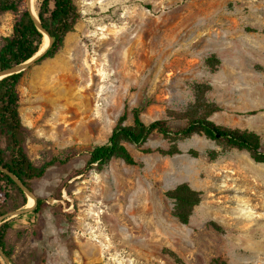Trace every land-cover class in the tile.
I'll return each instance as SVG.
<instances>
[{
  "label": "rangeland",
  "instance_id": "1",
  "mask_svg": "<svg viewBox=\"0 0 264 264\" xmlns=\"http://www.w3.org/2000/svg\"><path fill=\"white\" fill-rule=\"evenodd\" d=\"M74 3L81 17L63 47L30 65L17 88L34 162L105 143L122 115L132 124L133 108L142 109L144 123L166 120L173 131L207 116L255 133L264 150V0ZM13 19L0 15V35L10 33ZM211 56L218 62L208 63ZM195 87L217 107L211 114ZM171 137L153 133L141 145L126 144L134 164L114 158L99 173L70 178L83 166L79 157L49 168L31 183L34 197L60 204L68 220L56 222L49 208L10 218L12 260L264 264V164L203 135ZM172 147L179 153L160 152ZM181 183L201 198L187 224L172 216L165 196ZM58 190L62 201L53 199Z\"/></svg>",
  "mask_w": 264,
  "mask_h": 264
},
{
  "label": "trees",
  "instance_id": "2",
  "mask_svg": "<svg viewBox=\"0 0 264 264\" xmlns=\"http://www.w3.org/2000/svg\"><path fill=\"white\" fill-rule=\"evenodd\" d=\"M11 13L14 15L12 28L9 34L0 35V69L22 63L33 57L40 49L44 34L35 25L30 13L25 7V0H0V15ZM36 14L42 29L52 39L50 46L34 64L53 58L64 45L66 36L74 30L81 14L74 0H38ZM254 31V30H253ZM218 62L214 56L207 62ZM24 72L4 77L0 80V166L18 178L25 187L33 193L31 183L42 179L47 170L52 167L65 168L75 157H79L83 166L75 169L69 177H76L85 172L99 173L114 159L119 158L126 164H134V159L126 148V144L141 145L147 138L158 133L164 137L174 139L203 135L204 137L218 141L225 147L237 150H245L256 163L264 164V150L260 138L253 132L230 128L216 124L207 119V116L187 119V121L172 130L166 120H154L144 123L140 114L141 108L131 110L133 122L125 125L122 115L117 124L111 130L107 141L96 145L83 153H70L63 158L50 156L36 163L28 155L27 139L28 128L22 123L20 114V102L17 88L21 83ZM196 100L200 105L206 106L207 115L215 108L204 103L200 97V90L195 87ZM146 152H149L147 149ZM168 155L179 153L176 147L168 151L160 150ZM192 156H198V152L190 150ZM165 196L172 201L171 214L181 224H187L195 206L200 202V193L192 189L187 183H181L165 192ZM53 199L62 201L60 190ZM34 208L29 214L40 215L49 208L56 217V222L61 219L68 220L69 214L63 212L62 206L49 205L45 200L36 197ZM27 204V195L6 173L0 170V216L23 208ZM8 220L0 224V249L12 260V250L9 246ZM20 237L23 232L16 233ZM0 264H6L0 256ZM12 264H17L12 260ZM212 264H227L225 261L215 258Z\"/></svg>",
  "mask_w": 264,
  "mask_h": 264
},
{
  "label": "water",
  "instance_id": "3",
  "mask_svg": "<svg viewBox=\"0 0 264 264\" xmlns=\"http://www.w3.org/2000/svg\"><path fill=\"white\" fill-rule=\"evenodd\" d=\"M25 5H26V9L30 13L35 25L42 31V33L44 35H46L48 37L49 43H48V46L46 47V49H44L40 53H38L39 52L38 51L33 57H31L27 61L19 63V64H16V65H13V66L5 68V69H0V80L3 79L4 77H7V76H10V75H13V74H17V73H21L23 71H26L29 68L30 65L34 64L35 61L39 57L42 56V54L47 50V48L50 46V44L52 42V39L48 36L46 31L41 28L39 20H38V17H37V14H36L35 17L31 14V12H30V0H25ZM0 170L2 172H4V173L8 174L16 182V184L24 191V193L27 195V197H31V198L34 199V205L32 207H24L22 209H17V210H14V211H11V212H8V213H5V214L1 215L0 216V224H1V223L5 222V221L9 220L12 217H15V216H18V215H21V214H25V213H28L29 211H31L34 208L35 204H36V200H35L34 194L31 191H29L25 187V185L18 178H16L14 175L9 173L6 169L2 168L1 166H0ZM0 256L3 258V260H4V262L6 264H11V262L9 261V259L3 253V251L1 249H0Z\"/></svg>",
  "mask_w": 264,
  "mask_h": 264
},
{
  "label": "bare ground",
  "instance_id": "4",
  "mask_svg": "<svg viewBox=\"0 0 264 264\" xmlns=\"http://www.w3.org/2000/svg\"><path fill=\"white\" fill-rule=\"evenodd\" d=\"M30 12L34 17L36 16L35 0H30ZM48 43H49V39L46 35H44L43 42L40 46L38 53L46 49V47L48 46ZM33 205H34V199L29 197L26 207H32Z\"/></svg>",
  "mask_w": 264,
  "mask_h": 264
}]
</instances>
